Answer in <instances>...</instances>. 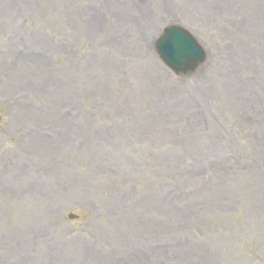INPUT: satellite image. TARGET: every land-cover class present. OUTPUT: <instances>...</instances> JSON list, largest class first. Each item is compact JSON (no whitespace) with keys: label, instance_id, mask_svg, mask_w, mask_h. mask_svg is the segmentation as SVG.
Masks as SVG:
<instances>
[{"label":"rangeland","instance_id":"1","mask_svg":"<svg viewBox=\"0 0 264 264\" xmlns=\"http://www.w3.org/2000/svg\"><path fill=\"white\" fill-rule=\"evenodd\" d=\"M0 264H264V0H0Z\"/></svg>","mask_w":264,"mask_h":264},{"label":"water","instance_id":"2","mask_svg":"<svg viewBox=\"0 0 264 264\" xmlns=\"http://www.w3.org/2000/svg\"><path fill=\"white\" fill-rule=\"evenodd\" d=\"M155 50L166 66L180 73L195 68L205 57L193 36L175 25L164 29L155 42Z\"/></svg>","mask_w":264,"mask_h":264}]
</instances>
